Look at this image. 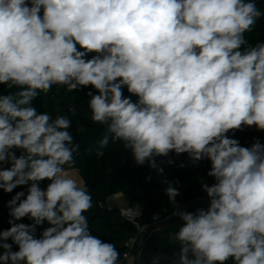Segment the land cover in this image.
Here are the masks:
<instances>
[{"label":"clouds","instance_id":"1","mask_svg":"<svg viewBox=\"0 0 264 264\" xmlns=\"http://www.w3.org/2000/svg\"><path fill=\"white\" fill-rule=\"evenodd\" d=\"M256 4L0 0V86L17 89L0 88V189L27 186L8 201L0 264H120L115 245L89 229L87 187L64 167L80 148L71 120L32 104L53 85L95 90L86 93L91 120L107 126L97 156L111 137L159 174L156 157L170 153L210 161L206 209L182 210L179 190L165 181L182 221L171 237L173 264H264V144L227 135L264 131V42L245 38L264 17ZM25 217L32 223L15 222ZM161 259L169 258L157 254L151 264Z\"/></svg>","mask_w":264,"mask_h":264},{"label":"trees","instance_id":"2","mask_svg":"<svg viewBox=\"0 0 264 264\" xmlns=\"http://www.w3.org/2000/svg\"><path fill=\"white\" fill-rule=\"evenodd\" d=\"M256 6L264 12V0H257ZM245 38L253 45L264 42V17L257 21L252 32L245 33ZM92 55L95 54H89L88 58ZM16 90L7 89L6 86L2 88L4 94ZM88 91H93L95 94L91 86L69 92L67 86L53 85L50 92L47 94L41 92L32 104L38 112L48 113L52 119L57 115H64L71 120L68 131L73 136V143L79 144L80 148L74 153V163L64 167L66 170L79 172L92 196L93 207L84 213L91 233L113 243L121 258L126 251V243L138 235L139 227H151L155 215L163 220L173 215L176 205L172 204L165 194L168 186L165 183L166 177L182 193L186 202L201 193L202 184H212L214 179L207 176L211 167L210 161L205 159L193 163L187 154L177 156L175 153H170L168 157H156L158 167L164 170L163 174H159L147 161L144 165H137L131 150L125 149L120 142H113L111 137L109 144L103 149L104 155L97 156L96 151L99 142L106 134L107 126L92 122L91 110L88 106L90 97L86 95ZM124 93L129 95L126 88ZM131 99L135 102L138 98L132 96ZM73 108L75 114L71 111ZM227 135L238 139L241 146L245 147H250L257 139L262 143L264 139V131H257L255 127H245L244 130L235 133L230 131ZM20 154L17 150L16 155ZM169 159L173 161L171 165L167 163ZM4 167H10V164H5ZM40 186L46 188L47 181L42 182ZM26 188L27 186H18L12 193L0 189V230L10 227L8 201L16 192H26ZM118 194H122L131 205L142 208V214L136 223L128 221L120 209L110 208L107 205V200ZM176 200L179 203L178 197ZM15 222L32 223L27 217ZM46 226L45 224L44 227ZM41 231L42 228L38 226V236ZM8 243H11V240ZM13 250H18V247L13 245ZM225 264H235V262L230 258Z\"/></svg>","mask_w":264,"mask_h":264},{"label":"crops","instance_id":"3","mask_svg":"<svg viewBox=\"0 0 264 264\" xmlns=\"http://www.w3.org/2000/svg\"><path fill=\"white\" fill-rule=\"evenodd\" d=\"M166 179L169 182L167 177ZM177 197L180 203V200L183 196L181 197L180 195H178ZM107 205L110 208H117L120 210L129 207L134 208L139 217L142 214V208L139 206L131 205L122 194L111 196L107 200ZM180 226L181 224L163 233L156 232L152 234L143 248V251L140 256L139 264H151L152 259L157 254H160L162 256H167L169 258L175 255L176 253H178L179 244L175 240L171 239V237L179 230Z\"/></svg>","mask_w":264,"mask_h":264},{"label":"built area","instance_id":"4","mask_svg":"<svg viewBox=\"0 0 264 264\" xmlns=\"http://www.w3.org/2000/svg\"><path fill=\"white\" fill-rule=\"evenodd\" d=\"M262 143H264V139L262 140ZM181 197L183 196L182 193L180 192L179 194ZM205 204H208V198H207V194L202 190L200 194H198L197 196H195L192 200L186 202L184 201L183 197L180 200L179 206L182 210H191L194 208H198L200 206H203ZM176 210V209H175ZM122 215L130 222L132 223H136V220L138 219V214L136 213L134 208H126L121 210ZM173 216V215H172ZM163 219H161L158 215H155L153 217V225L162 221ZM147 229V227H139V232L138 235L129 240L125 247H126V251L123 254V256L120 258V264H129L131 261V258L133 256L134 250L137 246V243L139 241L140 236L143 234V232ZM177 254V253H176ZM173 257H169V259H162L159 264H173ZM190 258H194L191 257Z\"/></svg>","mask_w":264,"mask_h":264},{"label":"water","instance_id":"5","mask_svg":"<svg viewBox=\"0 0 264 264\" xmlns=\"http://www.w3.org/2000/svg\"><path fill=\"white\" fill-rule=\"evenodd\" d=\"M200 207H203V208H207L208 207V204H205L203 206H200ZM198 207V208H200ZM197 208H194V209H191V210H187V211H190V212H195ZM182 223V221L180 220L179 217H174L171 216L170 218H167L165 220H162L154 225H152L151 227L147 228L143 234L140 236L139 238V241L137 243V246L134 250V253H133V256H132V259L130 261L129 264H139L140 262V256H141V253L143 251V248L146 244V242L148 241V239L150 238V236L156 232H159V233H163L177 225H180Z\"/></svg>","mask_w":264,"mask_h":264},{"label":"rangeland","instance_id":"6","mask_svg":"<svg viewBox=\"0 0 264 264\" xmlns=\"http://www.w3.org/2000/svg\"><path fill=\"white\" fill-rule=\"evenodd\" d=\"M69 172H71L76 178L78 181H82L83 184L85 185L84 181L82 180V178L80 177L79 175V172L77 170H67ZM132 259V258H131Z\"/></svg>","mask_w":264,"mask_h":264},{"label":"bare ground","instance_id":"7","mask_svg":"<svg viewBox=\"0 0 264 264\" xmlns=\"http://www.w3.org/2000/svg\"><path fill=\"white\" fill-rule=\"evenodd\" d=\"M71 173V172H70Z\"/></svg>","mask_w":264,"mask_h":264}]
</instances>
